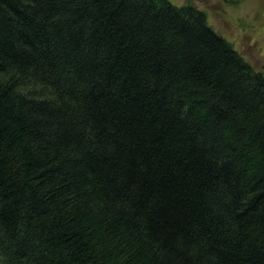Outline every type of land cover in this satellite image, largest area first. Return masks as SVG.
<instances>
[{
  "label": "trees",
  "instance_id": "16d2710c",
  "mask_svg": "<svg viewBox=\"0 0 264 264\" xmlns=\"http://www.w3.org/2000/svg\"><path fill=\"white\" fill-rule=\"evenodd\" d=\"M0 264H264V75L189 3L0 0Z\"/></svg>",
  "mask_w": 264,
  "mask_h": 264
},
{
  "label": "rangeland",
  "instance_id": "374dc122",
  "mask_svg": "<svg viewBox=\"0 0 264 264\" xmlns=\"http://www.w3.org/2000/svg\"><path fill=\"white\" fill-rule=\"evenodd\" d=\"M192 4L208 24L264 75V0H170Z\"/></svg>",
  "mask_w": 264,
  "mask_h": 264
}]
</instances>
